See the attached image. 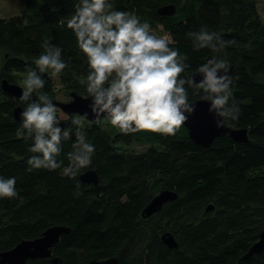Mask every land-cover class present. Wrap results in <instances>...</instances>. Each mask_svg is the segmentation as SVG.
I'll return each mask as SVG.
<instances>
[{
	"label": "trees",
	"instance_id": "obj_1",
	"mask_svg": "<svg viewBox=\"0 0 264 264\" xmlns=\"http://www.w3.org/2000/svg\"><path fill=\"white\" fill-rule=\"evenodd\" d=\"M114 9L135 14L152 31L158 29L174 41L189 66L182 78H190L211 49L194 51L189 31L206 26L222 39L236 40L227 59L234 67V99L241 109L233 129H245L247 142L229 135L209 147L190 139L183 126L175 136L137 132L123 134L108 120L83 119L87 140L95 147L92 163L81 169L76 180L62 175L70 161L67 154L75 143L76 114H66L73 134L61 142V169H31L33 140L17 136L22 119L13 111L26 103L2 90V82L20 86L28 68L48 39L62 49L67 68L54 77L40 74L44 92L52 101L58 94L88 97L80 83L88 73L87 58L79 50L67 20L78 0H22L17 14L0 16V177L15 178L18 196L0 199V252L23 240L36 239L52 226L71 229L52 248L60 264H89L117 258L118 264H264V251L245 258L264 231V19L256 0H113ZM173 5L175 13L160 15L159 9ZM251 42V48L243 45ZM189 100H201L189 88ZM32 99L36 96L33 93ZM59 101V100H58ZM63 112V111H62ZM66 128V129H67ZM88 170L98 174L101 188L81 181ZM80 182L79 196L76 183ZM163 190L178 198L149 218L143 209ZM212 206L210 211L206 209ZM171 233L178 243L169 249L162 235ZM27 264H53L50 258Z\"/></svg>",
	"mask_w": 264,
	"mask_h": 264
},
{
	"label": "clouds",
	"instance_id": "obj_2",
	"mask_svg": "<svg viewBox=\"0 0 264 264\" xmlns=\"http://www.w3.org/2000/svg\"><path fill=\"white\" fill-rule=\"evenodd\" d=\"M74 14L67 20L79 50L87 58L88 73L80 83L86 86L92 98L91 112L97 122L103 116L123 134L148 132L163 136H175L188 123L196 111L189 100L188 89L203 101L210 102V113L219 119L216 127H230V121L239 120L241 109L237 105L232 86L234 77L227 59L226 49L240 47L236 40L222 39L220 33L202 26L186 35L192 41L193 50L211 49L212 59L196 70L202 77L182 78L189 66L167 34L157 36L147 22L141 23L135 14L117 11L113 0H78ZM43 52L34 60L36 68H28L20 97L26 103L21 113L22 124L17 136L32 139L29 151L34 154L28 161L31 169L55 171L61 169L63 160L61 142L71 138L73 131L60 126L59 109L44 92L45 80L40 74L50 72L58 77L67 64L62 59V49L51 45L48 39L42 43ZM250 49L251 42L243 45ZM35 93L36 99L32 96ZM84 117L72 120L76 126L75 143L67 154L70 164L63 167L62 175L76 180L81 169L88 168L95 152L82 128ZM16 179L0 177V199H14ZM81 187L77 180L74 195Z\"/></svg>",
	"mask_w": 264,
	"mask_h": 264
},
{
	"label": "water",
	"instance_id": "obj_3",
	"mask_svg": "<svg viewBox=\"0 0 264 264\" xmlns=\"http://www.w3.org/2000/svg\"><path fill=\"white\" fill-rule=\"evenodd\" d=\"M175 13V7L173 5L164 6L159 9L160 15H172ZM212 59L208 57L207 61ZM232 73H234V67L231 65ZM195 78L197 81L202 79L197 72L192 74L190 78ZM2 90L9 96L20 98L23 89L16 85L10 84L8 81L4 80L2 82ZM52 103L60 108L66 114H76L85 119L96 122L97 119L95 115L91 112L90 104L92 103V98L90 96L83 97L78 95L76 92L71 93V99L69 101H52ZM196 105L195 113L189 117L188 123L184 126L189 133V137L197 145L201 147H209L215 139L229 135L233 140L237 142H247V131L245 129H233L231 127L217 128L216 121L219 119L215 113H210V102L197 100L192 102ZM22 110L20 107H16L13 111L14 119L21 120ZM101 118H104L103 116ZM100 118V119H101ZM60 126L62 128H67L69 126V121H61ZM82 182L86 184L94 185L96 189H100V181L98 174L94 170H88L80 175ZM178 198L177 193L170 190H163L157 196H155L151 202L143 209L141 216L143 218H149L154 214L160 212L164 205L169 202H173ZM213 207L210 206L206 210L210 211ZM71 231L69 227L66 226H52L48 228L42 236L32 239L23 240L21 243L16 245L14 248L0 252V264H27L28 260H33L37 258H50L51 263L60 264V259L54 258L52 253V248L57 244L60 237L68 234ZM162 242L169 249H177L178 243L176 242L174 236L166 232L161 237ZM264 251V231L260 233L258 241L252 245L245 258H248L254 254H260ZM89 264H118L117 258H110L103 261H91Z\"/></svg>",
	"mask_w": 264,
	"mask_h": 264
},
{
	"label": "rangeland",
	"instance_id": "obj_4",
	"mask_svg": "<svg viewBox=\"0 0 264 264\" xmlns=\"http://www.w3.org/2000/svg\"><path fill=\"white\" fill-rule=\"evenodd\" d=\"M259 7L261 17L264 19V0H256ZM22 0H0V16L6 17L12 14H17L21 8ZM157 34L164 36L165 33L161 32L160 29L156 31ZM59 101H69V98L64 97L62 93L58 94ZM61 119H67V115L64 112H60Z\"/></svg>",
	"mask_w": 264,
	"mask_h": 264
}]
</instances>
